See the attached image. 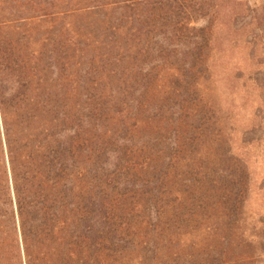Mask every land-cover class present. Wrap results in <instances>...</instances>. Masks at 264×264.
Returning a JSON list of instances; mask_svg holds the SVG:
<instances>
[{
  "label": "rangeland",
  "instance_id": "rangeland-1",
  "mask_svg": "<svg viewBox=\"0 0 264 264\" xmlns=\"http://www.w3.org/2000/svg\"><path fill=\"white\" fill-rule=\"evenodd\" d=\"M171 5L113 35L99 15L69 20L89 28L69 49L74 116L89 141L112 128L90 199L120 218L92 264H264V0ZM132 97L127 159L112 140Z\"/></svg>",
  "mask_w": 264,
  "mask_h": 264
},
{
  "label": "trees",
  "instance_id": "trees-1",
  "mask_svg": "<svg viewBox=\"0 0 264 264\" xmlns=\"http://www.w3.org/2000/svg\"><path fill=\"white\" fill-rule=\"evenodd\" d=\"M176 2L0 0V264H92L99 258L100 233L113 232V220L120 218L91 200L100 193L97 174L112 128L102 125L101 140L89 141L82 118L74 116L67 94L69 49L80 46L83 28H89L69 20L99 15L108 21L103 31L113 35L126 19V32H132L137 18L152 19ZM128 100L116 113L119 134L127 136L112 140L114 154L127 159L133 147L120 150L117 143L131 144L140 99ZM88 175L93 182L77 183Z\"/></svg>",
  "mask_w": 264,
  "mask_h": 264
}]
</instances>
